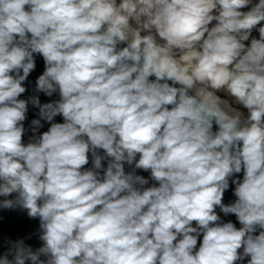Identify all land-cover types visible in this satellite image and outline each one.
<instances>
[{
	"label": "clouds",
	"instance_id": "obj_1",
	"mask_svg": "<svg viewBox=\"0 0 264 264\" xmlns=\"http://www.w3.org/2000/svg\"><path fill=\"white\" fill-rule=\"evenodd\" d=\"M261 22L264 0H0V196L17 194L0 206L38 217L43 241L0 264H264V26L244 43ZM34 54L37 90L60 95L40 115L64 122L25 145Z\"/></svg>",
	"mask_w": 264,
	"mask_h": 264
},
{
	"label": "water",
	"instance_id": "obj_2",
	"mask_svg": "<svg viewBox=\"0 0 264 264\" xmlns=\"http://www.w3.org/2000/svg\"><path fill=\"white\" fill-rule=\"evenodd\" d=\"M258 3V1H253L252 4ZM27 7V6H26ZM252 5H249L247 8L241 9V11H248ZM264 26V22L257 25L256 28L252 30V34L248 41L244 43L250 46L251 39L256 38L259 39V27ZM126 44L122 43L118 45V48L125 47ZM35 60V68L33 71L30 72L28 78L22 82V86L25 87L26 91L22 93L18 99H23L27 101V112L25 114L26 118L22 122L24 126V134L22 136V142L27 145L29 142H35L43 132L47 131L51 123H63V116L57 115L54 117L53 121L49 122L43 119L40 115V106L46 103H53L60 99L59 91L57 90L51 96L46 95L42 91L37 90V80L40 75L43 74L45 71V62L40 54H34ZM22 70H21V73ZM15 75V73H12ZM150 79L154 80L155 77H150ZM171 83V82H169ZM33 98H38L39 105H35L32 103ZM171 107V106H169ZM39 120L40 126L34 125L33 121ZM218 126L213 125V131H217ZM97 154L104 157L102 160V169L98 170L101 171V175L103 174V169L107 168L108 162L111 159L110 157H106L103 149H97ZM89 163L84 166V169H92L93 168V156L92 153L89 152ZM136 159H139V154H137ZM125 172L126 173H134L135 175L143 176L145 179L148 180V184L142 187H151L153 185L158 186V182L151 179V173L149 171H145L143 169L135 168V163L128 164L125 162L124 164ZM243 179V170L240 173L234 174L232 177L229 178V188L225 190L222 203L225 205H230L235 202L237 199L234 195V190L236 185L233 183L234 180H240L242 182ZM138 187H140L138 185ZM17 194L12 193L8 197L0 196V202L4 201L5 199L15 200ZM216 213L220 216L219 223H226L231 221L237 229H239L242 225H240L238 219L234 214H227L225 215L219 207L216 209ZM195 227V223H193ZM260 229H257V232L254 235L259 234ZM41 229H40V221L39 218H30L27 214V210L22 208L19 205H14L12 208H5L0 206V257L8 254L10 251L14 250V247L17 242L23 241L26 246H30L33 251L37 250L43 245V241L40 239ZM203 234L198 237L196 250H198L200 244L202 243ZM242 253L243 249L241 248L238 250ZM8 259L12 260L13 255H8ZM41 260H46L47 257L41 256ZM248 259L250 257H245L242 261H237L236 264H247ZM26 264H31L30 261H26Z\"/></svg>",
	"mask_w": 264,
	"mask_h": 264
},
{
	"label": "rangeland",
	"instance_id": "obj_3",
	"mask_svg": "<svg viewBox=\"0 0 264 264\" xmlns=\"http://www.w3.org/2000/svg\"><path fill=\"white\" fill-rule=\"evenodd\" d=\"M217 94L220 95L222 98L227 99L232 104L233 107L237 108L239 111H241L244 114L245 117H247V115H248L247 109L243 108L242 105L235 104L234 103V98L227 96V94L224 93V92H220V93H217Z\"/></svg>",
	"mask_w": 264,
	"mask_h": 264
},
{
	"label": "built area",
	"instance_id": "obj_4",
	"mask_svg": "<svg viewBox=\"0 0 264 264\" xmlns=\"http://www.w3.org/2000/svg\"><path fill=\"white\" fill-rule=\"evenodd\" d=\"M215 23H216L215 21L212 22V24H215ZM211 26H212V25H210V27H211ZM246 46H247V45H246Z\"/></svg>",
	"mask_w": 264,
	"mask_h": 264
},
{
	"label": "bare ground",
	"instance_id": "obj_5",
	"mask_svg": "<svg viewBox=\"0 0 264 264\" xmlns=\"http://www.w3.org/2000/svg\"><path fill=\"white\" fill-rule=\"evenodd\" d=\"M178 86V85H177ZM222 98V97H221ZM222 99H225V98H222ZM227 100V99H226ZM230 103V102H229ZM235 108V107H234Z\"/></svg>",
	"mask_w": 264,
	"mask_h": 264
},
{
	"label": "crops",
	"instance_id": "obj_6",
	"mask_svg": "<svg viewBox=\"0 0 264 264\" xmlns=\"http://www.w3.org/2000/svg\"><path fill=\"white\" fill-rule=\"evenodd\" d=\"M253 1H258V0H252V2H253Z\"/></svg>",
	"mask_w": 264,
	"mask_h": 264
}]
</instances>
